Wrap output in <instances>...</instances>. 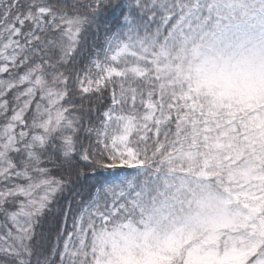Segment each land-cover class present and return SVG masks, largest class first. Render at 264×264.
<instances>
[{
	"label": "snow or ice",
	"instance_id": "1",
	"mask_svg": "<svg viewBox=\"0 0 264 264\" xmlns=\"http://www.w3.org/2000/svg\"><path fill=\"white\" fill-rule=\"evenodd\" d=\"M190 62L264 71V0H0V264H98L121 237L194 233L173 264L215 247L196 207L213 193L175 167L202 112L167 82ZM252 223L219 250L264 264Z\"/></svg>",
	"mask_w": 264,
	"mask_h": 264
},
{
	"label": "rangeland",
	"instance_id": "2",
	"mask_svg": "<svg viewBox=\"0 0 264 264\" xmlns=\"http://www.w3.org/2000/svg\"><path fill=\"white\" fill-rule=\"evenodd\" d=\"M171 70L169 69V71ZM176 77L178 79L168 81V83L175 82L179 85L183 80L189 81L197 94L200 91L218 94L216 100L219 103H223L224 98H221V96H229L233 93L243 94L260 102L259 104L264 103V71H255L248 66L209 69L202 64L190 62L183 70H180L179 65L177 66ZM250 130L253 132L250 136L252 140L264 139V132L259 133L254 129ZM249 133L247 132V134ZM200 137L207 141L213 140V132H202ZM235 137L233 130L224 129L221 139L226 140L227 144L231 145L228 156L234 152V148L238 147ZM242 150L241 147L239 157L242 156ZM185 156H188V154ZM209 156L211 155L203 154L202 163L197 166V169H194V171L198 170V177L202 179L213 175V161L207 159ZM252 161L249 160L247 164L252 165ZM256 163L258 165L256 164L255 169L264 171L262 161L256 159ZM228 167L229 165L226 166L227 169ZM198 184L201 185V182ZM240 187H230L225 184L221 192L210 190L206 184L202 185V189L213 193V198L206 203L203 198L197 200L196 207H199L203 213L199 224L203 231L208 233L207 244L215 247H209L207 251H202L199 246L193 245L185 252L184 264H243L244 252L241 249L233 246L220 251L218 245V241L225 234H235L237 239L244 237V229H247L249 224H251L250 230L256 231L257 224L252 223L254 220L258 221V230L260 227H264V216H256V213H260V210L233 203L232 196H236V193L232 190ZM252 187L256 190L263 189L261 179L255 178ZM194 238L195 234L189 233L186 238L171 237L163 243L153 246L147 239L137 241L134 237H121L120 240H112L111 253L106 259L100 260L98 264H173V255L185 248ZM121 240L123 243H121Z\"/></svg>",
	"mask_w": 264,
	"mask_h": 264
},
{
	"label": "trees",
	"instance_id": "3",
	"mask_svg": "<svg viewBox=\"0 0 264 264\" xmlns=\"http://www.w3.org/2000/svg\"><path fill=\"white\" fill-rule=\"evenodd\" d=\"M182 82L188 83V90L183 93L184 98L191 100L192 96L196 97L190 107L197 113L202 112V118L194 119L185 129L180 148L177 150L175 167L195 177L193 184L200 188L206 184L210 190L222 192L225 184L230 187L241 186L232 190L236 193V196H232L233 203L260 210L256 216H264V171L255 169L256 159L261 160L264 166V139L255 141L250 138L253 134L250 129L264 132V103L259 104L260 102L240 93L223 95V103H219L216 100L218 94L203 91L197 94L192 83L186 80ZM224 129L233 130L237 139L238 147L233 149L234 152L230 156L228 152L231 145L221 139ZM202 132H213V140L201 139ZM241 147L242 156L239 157ZM205 153L211 155L207 159L213 161V175L202 179L198 177V170L194 169L202 163ZM186 154L188 156H185ZM249 160L254 161L252 165L247 164ZM222 175L223 181L220 180ZM255 178L261 179L263 189L256 190L252 187ZM201 181L204 182L199 185Z\"/></svg>",
	"mask_w": 264,
	"mask_h": 264
},
{
	"label": "water",
	"instance_id": "4",
	"mask_svg": "<svg viewBox=\"0 0 264 264\" xmlns=\"http://www.w3.org/2000/svg\"><path fill=\"white\" fill-rule=\"evenodd\" d=\"M259 231L261 232V234H264V227L260 228Z\"/></svg>",
	"mask_w": 264,
	"mask_h": 264
}]
</instances>
